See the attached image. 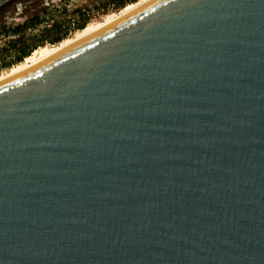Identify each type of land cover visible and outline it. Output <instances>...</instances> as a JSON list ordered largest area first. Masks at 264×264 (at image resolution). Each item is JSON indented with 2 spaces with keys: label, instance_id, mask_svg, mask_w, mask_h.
I'll return each instance as SVG.
<instances>
[{
  "label": "water",
  "instance_id": "1",
  "mask_svg": "<svg viewBox=\"0 0 264 264\" xmlns=\"http://www.w3.org/2000/svg\"><path fill=\"white\" fill-rule=\"evenodd\" d=\"M0 264H264V0H156L1 83Z\"/></svg>",
  "mask_w": 264,
  "mask_h": 264
},
{
  "label": "rangeland",
  "instance_id": "2",
  "mask_svg": "<svg viewBox=\"0 0 264 264\" xmlns=\"http://www.w3.org/2000/svg\"><path fill=\"white\" fill-rule=\"evenodd\" d=\"M113 2L112 0H43L39 4L30 5V7L27 5V8L18 7L6 19L0 18V75L18 64H13L17 57V51L6 52L11 42L24 38L25 44L30 46L33 38L38 36L42 30L48 29L53 22L59 24L62 30H67V37H71L78 31L76 29L79 23L83 21L86 24L96 22L108 14L116 13L117 10H115ZM33 15L39 16L43 21L25 33L12 36L6 35L2 31L20 25ZM5 64L13 65L6 68Z\"/></svg>",
  "mask_w": 264,
  "mask_h": 264
},
{
  "label": "bare ground",
  "instance_id": "3",
  "mask_svg": "<svg viewBox=\"0 0 264 264\" xmlns=\"http://www.w3.org/2000/svg\"><path fill=\"white\" fill-rule=\"evenodd\" d=\"M154 1L156 0H137L134 3L127 4L116 13L108 14L96 22L86 24L83 29L78 30L73 36L67 37L55 45H45L34 49L22 62L12 66L0 75V84L64 53Z\"/></svg>",
  "mask_w": 264,
  "mask_h": 264
},
{
  "label": "trees",
  "instance_id": "4",
  "mask_svg": "<svg viewBox=\"0 0 264 264\" xmlns=\"http://www.w3.org/2000/svg\"><path fill=\"white\" fill-rule=\"evenodd\" d=\"M113 5L115 7V10H120L124 8L127 4L134 3L137 0H112ZM43 20L37 16L33 15L26 19L24 22H22L20 25H16L13 28L2 30L5 32L6 35H12V36H18L20 34L25 33L30 28H34L37 25H39ZM86 26V22H81L77 25L76 30H81ZM68 36L67 30H62L61 26L57 23H52V25L48 29H44L40 32V34L33 38V42L30 46L26 45L24 38H19L18 40H15L11 42L8 46V50L6 52H9L11 50L17 51V57L14 60L13 64H17L23 61L24 58L30 55V53L41 46L47 45H55ZM13 64H5L4 67L9 68L10 65Z\"/></svg>",
  "mask_w": 264,
  "mask_h": 264
},
{
  "label": "flooded vegetation",
  "instance_id": "5",
  "mask_svg": "<svg viewBox=\"0 0 264 264\" xmlns=\"http://www.w3.org/2000/svg\"><path fill=\"white\" fill-rule=\"evenodd\" d=\"M43 0H8L0 5V18L6 19L8 15L13 14L18 7L27 8L33 4H39Z\"/></svg>",
  "mask_w": 264,
  "mask_h": 264
}]
</instances>
